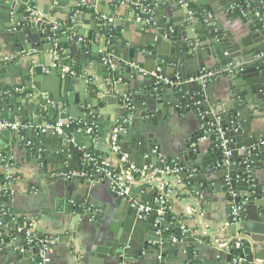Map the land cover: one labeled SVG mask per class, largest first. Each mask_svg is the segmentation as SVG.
Returning a JSON list of instances; mask_svg holds the SVG:
<instances>
[{
	"label": "water",
	"instance_id": "1",
	"mask_svg": "<svg viewBox=\"0 0 264 264\" xmlns=\"http://www.w3.org/2000/svg\"><path fill=\"white\" fill-rule=\"evenodd\" d=\"M10 1L5 24L15 42L23 44L21 50L29 61L18 89L37 92L33 111L42 112L40 117L35 115L24 107L25 98L10 95L12 88L0 84V125H19L17 130H0V141L17 142L21 150L26 149L31 186L40 185L28 196L31 200L18 203V213L29 212L38 199L54 203L57 209L62 204L65 223L78 230L63 238L62 244L77 242L86 254L94 246L98 251L105 248V264H136L145 255L164 258L155 264H181L165 261L171 242L165 229L175 230L178 251L182 243L198 244L200 238L212 243L221 234L223 227L213 237L200 233L193 238L184 234L182 222L155 226L157 211L140 219L139 206L133 208L127 198L113 195V216L103 226L96 224L95 238L82 241L80 234L98 220L95 200L101 196L94 188L101 176L94 172L93 139L106 134L111 139L118 120L126 116L122 98L129 86L130 92L143 93L144 103L127 136L132 151L126 152L129 163L138 154L136 166L163 169L166 164L172 168L171 160L176 158L180 172L164 179L176 180V191L184 188L181 199L190 200L192 208L199 210L209 203L216 205L217 212L226 211L231 238L224 247H216L228 251L227 263L264 264V181L260 182L256 168H248L258 157L264 161V148L259 147L264 141V24L254 13L246 22L237 17L233 8L244 0H129L135 6L134 16L113 19L115 13H106V20L90 16V29L83 26L87 8L79 11L80 0L69 12L60 0H52V5L38 9L40 14ZM145 6L156 10L153 25L144 22L141 7ZM261 8L264 13V0ZM131 27L136 28V38ZM121 28L125 31L119 34ZM84 37L87 42H79ZM89 40L93 43L86 55ZM65 67L68 74L63 72ZM4 68L0 62V76L8 74L1 72ZM212 71L218 73L214 82L209 76ZM73 76L79 80L75 82ZM140 83L143 86L137 87ZM111 107L120 113L110 112ZM59 122L64 125L60 133L42 132L48 123ZM163 127L175 128L188 138L163 142ZM164 148L169 150L167 158ZM155 149L157 154H152ZM71 170L86 172L95 180L61 175ZM159 194L155 190L154 198ZM240 203H245L244 211L235 221L232 209ZM22 246L7 236L0 238L4 257Z\"/></svg>",
	"mask_w": 264,
	"mask_h": 264
},
{
	"label": "crops",
	"instance_id": "2",
	"mask_svg": "<svg viewBox=\"0 0 264 264\" xmlns=\"http://www.w3.org/2000/svg\"><path fill=\"white\" fill-rule=\"evenodd\" d=\"M28 1L31 2L32 5L38 7V9L48 7L52 5L53 2L52 0ZM87 1V11L83 12L86 15V21L83 25L86 29H90V16L96 17L99 20L102 19V16L106 13H115L116 16H114L113 19L124 18L127 15L131 17L134 16L132 9L135 6L131 5L129 3V0H127L125 4H120V0H106V2L102 4L97 3L101 0ZM151 3L154 2L152 1ZM75 4V0H60V5L63 6L66 12H69L72 6H74ZM248 4L249 7L246 6V2H243L242 4L236 5L233 8V12H237V17L244 22L249 20V15L253 14L255 9H260L263 13V10L261 8V0H251ZM11 5L12 2L10 0H6V3L4 2L3 4L0 3V62H3L5 65V68L1 72H5V70L6 72L8 71L7 75L0 76V84L6 85L5 87L7 88H12L10 95L18 94L22 98H25V106H23L31 108V110L33 111V107L36 106V101H32V98L33 96L38 98L39 94L37 92H29L26 88L18 89V85L21 83V77L23 76V70L27 68V64H29V61H27V55L24 54V52L21 50V45L23 44H18L17 42H15L16 36H13L11 34L5 24L6 19L8 17L5 10ZM115 7L118 9H114ZM82 8L83 6L80 3L79 11ZM241 10H246L247 16H242ZM156 16L157 13L155 14L154 20L156 19ZM61 17H63V15H61ZM94 30L95 29L91 30V32H94ZM131 30L134 31V38H136V28L131 27ZM123 31H125V29L121 28L119 34ZM86 33H88V31ZM95 34L97 36V33ZM104 37L105 34L103 33V38ZM81 40L82 41L79 40V42H87V38L85 37L81 38ZM96 41L98 42V36L96 38ZM92 43V40H89V43L87 45L88 49L85 50L86 55L91 52ZM102 49L103 48H101L100 50L102 51ZM107 61L108 59H106L105 56V62ZM211 73L214 74V77L211 78V81L214 82L218 78V73H215L214 71H212ZM14 74L17 76V78L11 77ZM73 77L75 78V82L79 80L76 76ZM136 86L142 87L143 83H140V85L136 84ZM136 90H138V88ZM126 91L128 92L126 96L130 99V102L132 103L133 112L128 132L126 135H122L120 137L119 146L121 147L122 151L128 152L131 155L132 151L128 146V143H130L131 138L127 136L129 135V133H131L137 110L141 105H144V103L141 100L143 93H140L139 91L135 93L130 92L131 90L129 86L126 87ZM122 100L124 101V98H122ZM108 109L110 112L112 111V113H120L119 110H114L112 107ZM33 112L39 117L42 115L40 109L38 111L35 110ZM185 116L189 115L185 113ZM42 118L45 119L44 116ZM120 120L121 119L118 120L117 125ZM176 131L177 130L175 128L170 129L169 127H163V142H165L166 140L176 141V138H179L181 140H185L186 138H188L187 134L181 135ZM137 133L140 132L138 131ZM99 137L97 135L95 136L96 143L94 144V150H92V153L98 152L99 154H101V156L104 155V159L102 161H105L109 165V167L113 169L116 173H122L125 170L126 166L120 161V158L118 156L111 153L110 135H99ZM19 147L20 146L17 142H11L10 145H7L3 141H0V177L6 176V174L8 173L13 178V184L12 188H10V199L8 203L10 209L13 211L16 217L18 219L36 221L38 224V234H40L41 237H47L49 239H59V243L53 246L51 261L49 264H105L106 261L105 259H103L105 248H102L100 251H98L94 246L93 249L88 248L89 253L86 254L85 249L77 242L75 246H72L71 242H68L69 244H62L61 241L63 240V238L71 237L72 234L70 233L76 234V232H78L76 228H71L69 225H67V223H65L66 215L62 214V210L64 208L62 204H60L57 209V206L54 203L50 204L48 202H43L42 199H38L32 201V209L29 210V212L21 210V214L18 213V211L20 210V208L18 207V203L24 200H28V196L30 194H35V190L40 187L39 184H34L31 186L30 177L28 174L31 168V164L30 161L26 159V149L21 150ZM162 153L167 158V153H169V150L166 151L164 148V150H162ZM131 159H133L132 156ZM173 160H176V158H173L171 160V163ZM134 163H139L138 154L136 156V159L134 160ZM255 168L258 171L257 176L258 178H260V182L263 183L264 161L261 160V158L254 164L253 169ZM93 179L95 180V176H93ZM173 181L174 179L171 178L155 179V183H153V185L150 187L145 185L144 181H141L137 178L134 184L132 185L131 195L129 198L126 199V201H128V203L133 208L135 206L133 201H131L132 199L141 203L142 205H151L154 201L155 190L161 192L163 188L162 186L165 183H172ZM94 188L96 189V193L101 195L97 196L95 200L97 204L96 215L98 220L95 222L94 225L93 223L89 224L86 231L82 230L83 232L80 234V237H82V241L84 242H88L95 238L98 228L97 225L103 226L102 224L106 223L108 219L111 218L115 213V209L113 208L114 202L112 199L114 198V194H112V192L110 191L109 181L101 178L99 182L96 183ZM185 194L186 192L184 191V188L181 192L176 191L175 188V193L169 198V201H172L171 206L169 205V212L176 219H167V222H170L171 224L174 222H182L184 225V229L187 230V232H185L184 234H189V236H192L193 238L199 237L200 233H203L204 235L208 234L211 235L210 237H213L214 235L218 234V228L223 227L224 230L217 237L212 238V243H207L206 240L200 238L197 239L198 244L182 243L179 246L181 250L178 251V244L176 243L177 234L175 230L173 228L165 229L164 232L168 234L169 237H171V242L166 250L167 253L165 261L176 262L181 264H189L190 262H192L193 264H228V251L220 250L216 247H224V245L231 238L230 231L228 229L227 224L225 223L226 211L224 209H221L220 212H217L216 205L209 203H205L204 208L201 207L200 210L197 207L192 208L193 202H191L190 200L181 199V196ZM197 211H199V213L196 215L197 217H195ZM1 230H6L4 235L0 234L1 239H4L7 236L12 242L18 243L20 245L22 244L23 246L20 248L19 251L13 249L7 257H4L2 254H0V264H36V248H32L26 244V240L23 234L18 232L16 226H9L8 228L0 229V231ZM18 235H22V237H18ZM173 240H175V242H173ZM159 249V247H155L154 252L156 253ZM13 255L22 256L24 260L22 259L15 261L14 259H10V256ZM185 256L188 257L189 260H184L183 258ZM163 260L164 258L158 260V257L156 255H145L139 258L136 264H155V262H162Z\"/></svg>",
	"mask_w": 264,
	"mask_h": 264
},
{
	"label": "built area",
	"instance_id": "3",
	"mask_svg": "<svg viewBox=\"0 0 264 264\" xmlns=\"http://www.w3.org/2000/svg\"><path fill=\"white\" fill-rule=\"evenodd\" d=\"M18 5L27 8L28 11L34 12L36 14H40L38 11V7L34 6L28 0H13ZM127 0H120V4H125ZM249 1L251 0H244L246 2V6L249 7ZM87 0H81V5L83 7H87ZM155 10L154 7L145 6L142 7V15L144 17L145 24L147 26L154 24L155 18ZM242 16H247L246 10H241ZM254 15L263 21L264 24V15L260 9H255ZM103 20L107 18L102 16ZM113 20L110 19L109 22L111 23ZM80 41H82L80 39ZM107 63V62H105ZM57 67V64H55ZM64 73H68L69 69H63ZM211 78L214 77V74L211 73L209 75ZM168 82V81H167ZM17 91V90H16ZM124 110L126 112V116L121 119L118 125L114 128L111 134V153L118 156L120 161L126 166L125 170L122 173H116L113 169L109 167V165L105 161L97 162L94 161V172L96 175L101 176V178L109 181V187L112 194L122 197V198H129L132 192V185L134 184L135 180L138 178L141 181H144V184L147 186H152L155 183V179H161L169 176H175L180 170L176 169V160L172 161V168L171 166H166L163 169L154 168L153 166H144L138 167L134 163H129V154L123 152L121 147L119 146L120 137L122 135H126L128 129L131 124L132 119V112L133 106L130 102V99L127 96H124ZM19 128L18 124H4L0 125V130L10 129V130H17ZM64 128L62 122L59 123H48L45 128H42V132L45 133L47 130H52L56 132H61ZM90 133V131H88ZM93 143H96V138L94 137ZM260 148H264V141H262L259 145ZM158 150L155 149L152 151V154H157ZM227 156L229 153L226 154ZM149 157V156H147ZM161 162H164L165 158L159 154ZM5 160V159H3ZM254 163H251L248 168L250 171L253 169ZM61 175L65 179H71L73 177H82L86 178L89 181H94L93 176L89 175L86 172H80L77 170H71L67 173H61ZM13 184V178L8 173L6 174V183L0 186V202L1 199L10 195V188ZM162 191L160 194L154 198L153 204L151 205H142L141 203L132 199L134 206H139V218L146 219L151 213L155 210L157 211V217L155 221V226L160 225L161 223L165 222L169 217V198L175 193L176 188V180L175 182H167L162 186ZM2 203V202H1ZM244 203H240L236 205L232 209V214L235 217V221L240 219V213L244 211ZM9 219V224L6 222V219ZM172 219H176L172 217ZM16 226L18 232L22 233L26 244L30 247L36 248L37 252L35 254V263L36 264H49L51 261V255L53 252V246L59 243V239H49L47 237H41L38 234V224L34 220H27V219H18L16 215L11 211L10 208L3 207V204L0 206V229L8 228L10 225ZM187 232L184 229V233ZM163 232L159 229L157 231V235H161ZM175 242V240H173ZM161 244H158L157 247L160 248ZM239 246V245H238ZM161 257H158V260H161ZM238 262L234 260L233 264H237Z\"/></svg>",
	"mask_w": 264,
	"mask_h": 264
},
{
	"label": "trees",
	"instance_id": "4",
	"mask_svg": "<svg viewBox=\"0 0 264 264\" xmlns=\"http://www.w3.org/2000/svg\"><path fill=\"white\" fill-rule=\"evenodd\" d=\"M95 133H97V132L95 131ZM93 150H94V149H93ZM92 152H93V151H92ZM93 154L95 155L96 160H97L98 162H101V161L104 159V155L101 156V154H99L98 152H96V153L94 152ZM258 160H260V157H258ZM258 160H257V161H258ZM5 183H6V176H1V177H0V186H1V185H4ZM9 199H10L9 196H7V197H5V198L3 197V198L1 199V202L3 203V207H5V208H10V207H9V203H8V202H9ZM11 211H12V210H11ZM12 212H13V211H12ZM172 217H173V215L169 213V217H168V219L171 220ZM9 221H10V220L7 218V219H6V222H7L8 224H9Z\"/></svg>",
	"mask_w": 264,
	"mask_h": 264
}]
</instances>
